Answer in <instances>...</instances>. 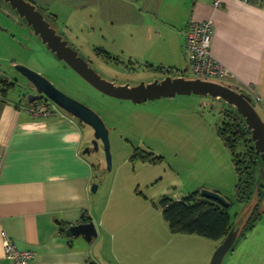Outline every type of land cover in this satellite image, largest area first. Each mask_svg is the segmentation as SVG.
<instances>
[{
    "label": "rangeland",
    "instance_id": "rangeland-1",
    "mask_svg": "<svg viewBox=\"0 0 264 264\" xmlns=\"http://www.w3.org/2000/svg\"><path fill=\"white\" fill-rule=\"evenodd\" d=\"M34 1L57 15L59 27L70 39L69 43L99 75L117 85L148 81L154 76L152 66H162L161 63L169 61L165 57L169 46L163 41V25L158 15L188 4V0ZM1 7L0 25L10 33L0 38L5 41L0 49L1 68L22 79L12 64L25 65L102 117L109 131L111 169L107 166L103 144L89 154L94 162L101 164L94 178L99 187L93 193L101 207L108 202L114 184L123 188L130 186L134 194L147 197L156 214L161 211L163 196L182 198L199 189L200 193L203 189L218 191L233 202L229 209L233 221L241 220L243 225L242 234L226 254L223 264H264V199L261 219L252 229L244 228L256 198L249 203L235 199L237 175L231 152L218 133L222 104L217 99L211 95L177 94L137 103L103 94L60 60L31 28L21 26L10 10L8 14ZM151 7L157 8L156 12H150ZM102 49L112 57L105 58ZM167 55L173 58L170 51ZM177 67L181 68V74L192 77L187 71L186 57L182 66ZM253 104L264 119L263 111L255 102ZM85 128L83 150L92 144L94 137L93 129L88 125ZM136 147L153 154L146 161H133L130 157ZM160 217L161 228L157 230L156 222H152V229L164 231L162 241L168 246L182 247L184 256L176 260L177 263L203 264L217 243L195 234L173 233L164 217Z\"/></svg>",
    "mask_w": 264,
    "mask_h": 264
},
{
    "label": "crops",
    "instance_id": "crops-1",
    "mask_svg": "<svg viewBox=\"0 0 264 264\" xmlns=\"http://www.w3.org/2000/svg\"><path fill=\"white\" fill-rule=\"evenodd\" d=\"M211 1L188 0L185 8L158 15L173 55L166 52L169 61L161 64L180 73L188 24L210 19L211 51L227 69L225 84L249 94L261 109L256 98L264 99V1L224 0L216 9ZM6 33L0 28V38ZM4 45L0 39V49ZM59 111L35 117L26 101L0 94V264H13L5 255L3 231L19 248L34 251L30 264H178L184 250L162 241L164 231H153L152 222L158 230L163 215L152 210L147 197L114 184L100 206L92 190L94 161L83 150L86 124ZM83 217L98 230L90 242L68 233ZM215 242L203 264L221 243Z\"/></svg>",
    "mask_w": 264,
    "mask_h": 264
},
{
    "label": "water",
    "instance_id": "water-1",
    "mask_svg": "<svg viewBox=\"0 0 264 264\" xmlns=\"http://www.w3.org/2000/svg\"><path fill=\"white\" fill-rule=\"evenodd\" d=\"M3 1L9 4L10 8L13 11L15 10L20 17L25 19L27 26L32 29L34 35L38 36L60 60L67 63L82 78L103 94L137 103L177 94H201L222 99L236 107L238 112L245 118L247 127L251 131L252 139L255 142V150L264 162V120L253 104L254 99L249 94L235 90L224 83L172 75H166L163 78L157 77L150 82L141 81L135 85L130 83L117 85L99 75L89 64V61L79 54L78 50L69 45L68 41L63 39L61 35L57 34L56 30L50 26L33 3L27 0ZM0 28L6 30L1 25ZM12 67L21 73L29 81V85L33 86L37 92V94L29 93L26 103L29 104L38 98V94H42L59 108L90 126L94 131L91 145L96 151L99 149L98 140L102 142L107 166L108 169H111L109 131L102 117L88 105L59 90L40 73L22 64H13ZM2 77L9 78V75L1 72L0 78ZM90 148V146H87L84 152L90 154ZM97 188L98 184L93 183V192H96ZM201 194L218 201L225 207H229L231 204L218 191L203 189ZM239 231L240 229L234 226L231 228L230 232L214 251L209 264H223V260L233 247ZM68 233L72 236L81 234L88 242L98 236V230L93 220L71 225L68 228Z\"/></svg>",
    "mask_w": 264,
    "mask_h": 264
},
{
    "label": "trees",
    "instance_id": "trees-1",
    "mask_svg": "<svg viewBox=\"0 0 264 264\" xmlns=\"http://www.w3.org/2000/svg\"><path fill=\"white\" fill-rule=\"evenodd\" d=\"M101 51V53H104L103 56L105 58L110 59L112 57L108 51L104 49ZM150 70L168 74L179 73L163 66L154 68L152 66ZM2 95L6 94L2 93ZM217 100L222 104H220L219 108L221 120L218 133L225 146L231 152L237 175L235 199L239 203H249L252 198H256L252 211L244 222V225L246 224L244 228L252 229L262 217L264 162L255 150V142L252 139L251 131L247 127L245 118L238 112L236 107L222 99ZM228 104L229 106H227ZM94 151L91 150L90 154ZM152 154L146 149L136 147L130 159L133 161L136 159L146 161L147 157ZM92 166L94 170H97L101 164L100 162H94ZM230 203L229 207H225L218 201L203 196L199 190H195L182 198L163 196L160 200V207L162 215L173 233L196 234L222 242L233 226L239 228L240 231L243 226L240 224L241 220L233 221L229 212L233 202L230 201ZM82 220L83 222L87 221L84 217ZM240 231L239 234L241 233Z\"/></svg>",
    "mask_w": 264,
    "mask_h": 264
},
{
    "label": "built area",
    "instance_id": "built-area-1",
    "mask_svg": "<svg viewBox=\"0 0 264 264\" xmlns=\"http://www.w3.org/2000/svg\"><path fill=\"white\" fill-rule=\"evenodd\" d=\"M248 3H260L264 0H243ZM224 0H212L211 4L216 9L223 5ZM214 26L210 19L192 20L187 27L185 55L188 62L187 71L196 79L209 80L224 83L227 79L226 67L215 58L211 51ZM178 76L185 74L179 73ZM260 107L264 113V99L257 96ZM29 112L39 118H49L60 113L58 106L49 99H35L27 104ZM3 235V247L6 257L13 264H30L35 256L34 251L21 249L15 241L5 232Z\"/></svg>",
    "mask_w": 264,
    "mask_h": 264
},
{
    "label": "flooded vegetation",
    "instance_id": "flooded-vegetation-1",
    "mask_svg": "<svg viewBox=\"0 0 264 264\" xmlns=\"http://www.w3.org/2000/svg\"><path fill=\"white\" fill-rule=\"evenodd\" d=\"M27 1H30L31 3H33L36 6V8L43 14L44 18L50 24V26L56 30L57 34L61 35L63 37V39L67 40L69 43L70 39H67V37H66L67 35H65V32L62 29H60V27H59V20H57V15L49 12V9H47V8H42L41 6L36 4V2L34 0H27ZM1 6H3L4 8ZM0 7L2 8V11L8 12V10H10V14L15 15V20L21 26H25V25L27 26L25 19L23 17H20L15 10L13 11L10 8L9 4L5 3L3 0H0ZM8 14H9V12H8ZM66 26H67V24H66ZM60 31H62V32H60ZM69 45H71V44L69 43ZM4 72L7 73L6 71H4ZM151 72H153L152 74H154V76L146 82H150L154 78H157V77L163 78L166 75L178 76V74H179V73L178 74H168V73L158 72V71H154V70ZM151 72H149V73H151ZM17 73H19V72L17 71ZM7 74L9 75V78H6V77L0 78V94L5 93L6 95H12V96L15 95L19 101H23V102H25V101L27 102V95L29 93L37 94L35 88L33 86L29 85V81L21 73H19V74H21L20 76L22 77V79L14 76L13 74L12 75L14 77L11 78L12 75L10 73H7ZM37 99H47V98L45 96H43L42 94H38ZM59 109H61V108H59ZM98 141H99V144H102V142L100 140H98ZM89 146L91 147L90 148L91 150H94L93 145L90 144Z\"/></svg>",
    "mask_w": 264,
    "mask_h": 264
}]
</instances>
